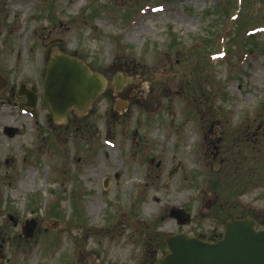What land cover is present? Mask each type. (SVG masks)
<instances>
[{
    "label": "rangeland",
    "instance_id": "374dc122",
    "mask_svg": "<svg viewBox=\"0 0 264 264\" xmlns=\"http://www.w3.org/2000/svg\"><path fill=\"white\" fill-rule=\"evenodd\" d=\"M219 1L0 0V264H157L168 236L263 227L264 0ZM55 52L110 84L63 122L42 98Z\"/></svg>",
    "mask_w": 264,
    "mask_h": 264
},
{
    "label": "water",
    "instance_id": "95a60500",
    "mask_svg": "<svg viewBox=\"0 0 264 264\" xmlns=\"http://www.w3.org/2000/svg\"><path fill=\"white\" fill-rule=\"evenodd\" d=\"M4 85L2 84L1 87ZM24 86L20 94L26 93ZM105 81L91 74L84 63L74 57L56 52L48 63L44 81V100L49 104L56 121H63L71 108L86 111L104 91ZM28 106L34 108L37 97L26 93ZM15 130H7L12 135ZM169 216L180 226L190 222L181 209H171ZM35 221L23 228L26 239L33 237ZM250 216L231 218L225 225L221 240L204 242L185 234L166 238L168 253L158 264H264V230Z\"/></svg>",
    "mask_w": 264,
    "mask_h": 264
},
{
    "label": "flooded vegetation",
    "instance_id": "af4514ba",
    "mask_svg": "<svg viewBox=\"0 0 264 264\" xmlns=\"http://www.w3.org/2000/svg\"><path fill=\"white\" fill-rule=\"evenodd\" d=\"M3 79H4V77L3 76H1L0 75V84L1 83H3ZM107 82V81H106ZM112 85H113V87H114V90H115V92H117L118 94H120L123 90H124V88H126V86H124V87H122V88H118V86H116V84H115V80L111 83ZM25 85V87H26V89H27V85L26 84H24ZM110 84H108V82L106 83V89H107V87L109 86ZM6 86V85H5ZM5 88V87H4ZM15 89V88H14ZM30 89H32V90H29V91H33L32 92V94H34V95H36L35 94V89L33 90V88H30ZM1 91V90H0ZM3 91V90H2ZM20 90H18V92H19ZM105 93H106V91H105ZM0 94L1 95H5V93H3V92H0ZM18 96L19 97H21V99H25L24 101H20V103L19 104H21V103H24V102H26L27 101V98L25 97V96H20L19 95V93H18ZM37 96V95H36ZM38 98H39V96H38ZM216 237L214 236L213 238H211V239H209V240H213V239H215ZM0 248H1V246H0ZM165 251H167V248H166V250ZM166 252H162V254L164 255Z\"/></svg>",
    "mask_w": 264,
    "mask_h": 264
},
{
    "label": "trees",
    "instance_id": "16d2710c",
    "mask_svg": "<svg viewBox=\"0 0 264 264\" xmlns=\"http://www.w3.org/2000/svg\"><path fill=\"white\" fill-rule=\"evenodd\" d=\"M235 2V4H237V2H238V0H229V3H227V6L225 5V2H224V0L223 1H219V4H220V8L221 9H223V11H224V14L227 16V17H230L231 16V18L232 17H240V16H238V14H239V12H238V14H233V15H230V11L232 10V9H234V7H233V3ZM239 3H240V0H239ZM229 4H231V6L229 5ZM231 8V9H230ZM235 11V10H234ZM230 15V16H229ZM242 216H245V214L243 213L242 214ZM257 218V217H256ZM257 219H259V218H257Z\"/></svg>",
    "mask_w": 264,
    "mask_h": 264
},
{
    "label": "bare ground",
    "instance_id": "6f19581e",
    "mask_svg": "<svg viewBox=\"0 0 264 264\" xmlns=\"http://www.w3.org/2000/svg\"><path fill=\"white\" fill-rule=\"evenodd\" d=\"M136 176V175H135Z\"/></svg>",
    "mask_w": 264,
    "mask_h": 264
}]
</instances>
